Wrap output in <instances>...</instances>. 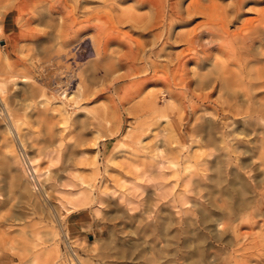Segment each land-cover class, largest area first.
I'll use <instances>...</instances> for the list:
<instances>
[{
  "label": "rangeland",
  "instance_id": "obj_1",
  "mask_svg": "<svg viewBox=\"0 0 264 264\" xmlns=\"http://www.w3.org/2000/svg\"><path fill=\"white\" fill-rule=\"evenodd\" d=\"M216 1L232 33L264 8ZM210 2L1 3L0 264H149L163 222L165 264H264V115L211 88L215 63L238 66L209 43ZM194 27L212 60L186 61Z\"/></svg>",
  "mask_w": 264,
  "mask_h": 264
},
{
  "label": "bare ground",
  "instance_id": "obj_2",
  "mask_svg": "<svg viewBox=\"0 0 264 264\" xmlns=\"http://www.w3.org/2000/svg\"><path fill=\"white\" fill-rule=\"evenodd\" d=\"M4 0H0V7H1V3ZM211 2V28H208L207 31H205V33L208 34L209 38V43L211 42V44H217L218 45V49H215V52H220L225 46L228 47L230 49V53L228 51H226L225 53L226 56L228 58H230V56L234 57L236 59V63L238 66L237 71H230L228 66L225 64V62H219V63H215L214 65V69L215 71H211V88H213V90H216L217 88L220 89V92H224L226 98H225V103H227V106L232 109L235 110L236 113H246L249 116H251V113L253 114L252 116L256 117L259 116V119H263V117L261 115H264V101H256V96L260 91H264V90H260L261 88H264V67H260L259 64L263 61L264 62V8H262V10L260 9L257 12V16H253L248 18L244 24H242L240 28V31H236V32H231L228 29V24L226 26V23L228 21H226L228 18L225 15V13H221L218 9H219V4L217 3L216 0H210ZM243 0H233L234 3V7L232 9V11L235 14L236 12H238L239 14V10L242 9V7H240V3ZM258 1V0H257ZM256 1V2H257ZM261 2V1H259ZM242 4V3H241ZM245 4V3H244ZM208 6H204L201 2L198 3H192L191 5L188 6L187 10L188 13H191L190 11L192 10H198L202 11L203 13L207 14V9ZM241 8V9H240ZM170 11V10H169ZM257 11V10H256ZM194 12V11H193ZM201 13V12H199ZM218 13L219 16L218 19L216 17V14ZM180 13H175V11H171V13L169 14L168 17H171L172 15H175L176 17L179 16ZM213 14L214 17H213ZM237 14V13H236ZM242 14V10L241 13ZM238 16V15H236ZM167 17V18H168ZM216 17L217 20H213L212 19ZM179 18V17H178ZM233 18V17H232ZM236 18V17H235ZM238 18V17H237ZM169 20V19H168ZM232 22H234L232 20ZM256 22V23H255ZM229 23V22H228ZM208 24V23H206ZM198 27V26H197ZM237 28V27H236ZM197 28L194 27L193 30H191L188 34V36H186V42H187V48H186V52L187 55L186 57V61L191 60V59H197V60H203L206 61L208 59H213V57L211 56L208 57V53L207 50H198L195 51L193 53H191V51L195 48L196 44H199L200 41H202V37L197 33ZM235 31V30H233ZM206 36V35H205ZM208 39V38H207ZM204 40V39H203ZM214 46V45H213ZM203 47V46H202ZM212 50V49H211ZM225 50V49H224ZM184 52V51H183ZM214 52V50H213ZM224 52V51H223ZM219 54V53H218ZM215 55V54H214ZM217 55V53H216ZM215 55V56H216ZM223 56V55H222ZM232 59V58H231ZM235 62V61H234ZM262 62V63H263ZM182 63H180L181 65ZM203 69V68H201ZM206 74H203V76H205ZM216 75V76H214ZM200 77V81L203 82V78L204 77ZM213 76V77H212ZM247 76H249L250 78L248 79ZM10 78V77H9ZM13 78V77H12ZM26 78V77H25ZM24 79V78H23ZM3 80V79H2ZM2 81H0V88L2 90H5V83L1 84ZM10 82V81H9ZM25 83V82H24ZM25 91V90H24ZM219 91V90H218ZM74 95V94H73ZM73 97V96H71ZM222 97V96H221ZM48 102V99H47ZM46 102V103H47ZM50 102V101H49ZM51 103V102H50ZM66 113V112H65ZM194 116V115H193ZM261 117V118H260ZM204 118V117H203ZM212 118V117H211ZM198 119V118H196ZM213 121V120H212ZM256 125H258V121L255 120ZM245 122V121H244ZM264 122V121H263ZM194 123V122H193ZM209 123V122H208ZM248 125H253L255 126V123H253V121L250 119L248 121L245 122ZM196 124V123H195ZM216 124V123H215ZM261 124V123H260ZM264 124V123H263ZM9 125V124H8ZM207 125V124H206ZM189 126V124H188ZM195 126V125H193ZM210 125H207V127ZM259 126V125H258ZM11 127V125H10ZM191 127V126H190ZM198 127V126H197ZM214 127V126H213ZM9 128V127H8ZM208 128V129H209ZM216 128V127H215ZM193 129V128H192ZM207 129V128H206ZM5 130V129H4ZM195 130V129H194ZM193 130V131H194ZM205 130V129H203ZM196 131V130H195ZM200 131V129H199ZM191 132V131H189ZM198 132V131H196ZM208 132V131H206ZM262 133V132H261ZM207 134V133H206ZM212 130H211V135H212ZM208 135V134H207ZM206 135V136H207ZM210 135V133H209ZM217 135V134H216ZM224 135V134H223ZM196 136V133H195ZM202 136V135H201ZM213 136V135H212ZM222 136V135H221ZM200 137V136H199ZM209 137V136H208ZM207 137V138H208ZM195 138V137H194ZM220 138V137H219ZM203 139V138H202ZM201 139V140H202ZM213 139V138H212ZM167 140V139H166ZM200 140V139H199ZM224 140V139H223ZM214 141V140H213ZM216 141V140H215ZM225 141V140H224ZM202 142V141H201ZM205 142V140H204ZM208 142V140H207ZM259 142V141H258ZM203 143V142H202ZM209 143V142H208ZM213 143V142H212ZM198 144V143H197ZM214 144V143H213ZM157 145V144H155ZM165 145V144H164ZM215 146V145H213ZM206 147V146H205ZM263 146H261L262 148ZM259 149V148H258ZM155 150V149H154ZM216 150V149H215ZM160 151V150H159ZM171 151V150H170ZM10 152V151H9ZM8 152V153H9ZM205 153V152H204ZM259 155L260 152H258ZM157 154V153H156ZM11 155V154H10ZM155 155V153H154ZM157 157V156H156ZM200 156H198L199 158ZM29 159V164H31L34 168V170L37 171V167L35 165V161L32 158H28ZM165 160V159H163ZM201 160V159H200ZM28 162V161H27ZM216 162V161H215ZM1 163V162H0ZM2 164V163H1ZM29 164L27 163V165L29 166ZM204 164V163H203ZM202 164V165H203ZM223 166V165H222ZM213 167V166H212ZM215 169V168H213ZM212 170V169H211ZM224 170V169H223ZM38 172V171H37ZM38 174V173H37ZM41 174V173H40ZM225 174V173H224ZM192 177V176H190ZM189 177V178H190ZM190 180V179H189ZM214 180V179H213ZM223 180V179H222ZM235 180V179H234ZM35 182V181H34ZM215 182V181H214ZM224 181H222L223 184ZM229 182V181H228ZM237 182V181H236ZM219 183V182H218ZM225 183V182H224ZM231 184L233 182H230ZM234 184V183H233ZM217 185V184H216ZM239 185V184H236ZM221 186V185H220ZM261 186V185H260ZM242 187V186H241ZM243 188V187H242ZM252 188L254 189V187L252 186ZM38 189V188H37ZM240 189V188H239ZM242 191H244L243 189H241ZM263 190V189H262ZM240 191V190H239ZM256 191V189H255ZM254 191V192H255ZM47 192V191H46ZM264 192V190H263ZM252 193V192H251ZM244 194V193H242ZM241 194V195H242ZM253 194V193H252ZM255 194V193H254ZM48 195V194H47ZM83 195V194H82ZM254 196V195H253ZM79 197V196H78ZM83 197V198H82ZM81 197V199L83 200L85 197L84 195ZM223 197V196H222ZM225 197V196H224ZM244 197V196H242ZM241 197V198H242ZM257 197V196H256ZM256 197H254L256 199ZM216 200V199H215ZM220 200V199H219ZM242 200V199H241ZM245 200V199H244ZM228 201V200H227ZM212 202V201H211ZM248 202V201H247ZM216 203V202H215ZM263 203V202H262ZM262 203L260 205H262ZM239 205L241 203H238ZM249 204V203H247ZM246 204V205H247ZM258 204V202H257ZM227 205V204H226ZM233 205V204H232ZM245 205V206H246ZM254 205V204H253ZM264 205V204H263ZM244 207V206H243ZM40 209L41 212H45L44 208L42 205H37L35 207V209H32L31 214H35L37 209ZM98 208V207H97ZM230 208V207H229ZM231 209V208H230ZM262 209V208H261ZM38 211V210H37ZM47 211V210H46ZM232 211V209H231ZM242 211V210H240ZM228 212V211H227ZM226 212V213H227ZM236 213V212H235ZM257 213V212H256ZM262 213V212H260ZM259 213V214H260ZM46 214V213H45ZM258 214V213H257ZM234 215V213H233ZM256 215V214H255ZM264 215V214H262ZM161 216V215H160ZM21 217V216H20ZM237 217V215L235 216ZM264 217V216H263ZM32 218V217H31ZM211 218V216L209 217ZM33 219V218H32ZM158 219V218H157ZM166 219V218H165ZM236 219V218H235ZM60 220V219H59ZM150 220V219H149ZM157 221V220H155ZM162 221V220H161ZM233 221V220H232ZM169 222V221H168ZM167 222V223H168ZM162 223V222H161ZM61 224V223H60ZM156 225V223H154ZM164 225V227H159V229H155L156 226L152 227V230L149 229V231L151 233L155 234V238L154 239H149L148 242L154 243V246L152 245L150 247V249L148 250V253L151 255L150 257V263L149 264H165V262H163V257L165 256V250H164V243H165V238H166V233H167V227H165V223H162ZM169 224V223H168ZM209 224V223H208ZM211 224V223H210ZM228 224V223H227ZM153 226V223L152 225ZM168 226V225H167ZM217 226V225H216ZM230 226V225H228ZM211 227V226H210ZM153 228L155 229V231L153 230ZM158 228V227H157ZM147 230V229H145ZM144 230V231H145ZM170 231V230H169ZM148 232V231H145ZM66 233V232H65ZM168 235V234H167ZM169 236V235H168ZM171 238V236H169ZM165 239V240H164ZM36 240V239H35ZM160 240L159 243H157ZM200 240H202L200 238ZM199 240V242H200ZM231 240V239H230ZM170 241V239H169ZM172 241V240H171ZM174 241V240H173ZM225 241V240H224ZM37 242V241H36ZM179 242V241H178ZM223 242V241H222ZM171 243V242H170ZM173 244L176 245V243L172 242ZM10 244V241L6 240L4 237H0V246H6V245ZM14 245V243H12ZM149 244V243H148ZM167 244V243H166ZM11 246V245H10ZM9 246V247H10ZM15 246V245H14ZM12 247V246H11ZM18 247V246H16ZM24 247H26V244L24 245ZM28 247V246H27ZM26 247V248H27ZM172 248V247H171ZM179 248V247H178ZM177 248V250H178ZM12 249V248H11ZM22 249V248H21ZM28 249V248H27ZM45 249V248H44ZM169 249V248H168ZM196 249V248H195ZM176 250V249H175ZM198 250V249H197ZM200 250V249H199ZM203 250V249H202ZM21 251V250H20ZM26 251V250H25ZM75 252V251H74ZM175 252V251H174ZM169 254V253H168ZM172 254V253H170ZM204 255V254H203ZM19 256V254H18ZM109 256V255H108ZM71 257V256H70ZM81 257V256H80ZM107 257V256H106ZM165 258V257H164ZM168 258V257H166ZM173 258V257H172ZM169 259V258H168ZM203 260V259H202ZM204 261V260H203ZM169 262V261H168ZM167 262V264H169ZM54 264L56 262H53ZM81 264H84L83 262L80 261ZM107 263V262H106ZM146 263V262H145ZM202 263V262H201ZM206 263V262H205Z\"/></svg>",
  "mask_w": 264,
  "mask_h": 264
}]
</instances>
